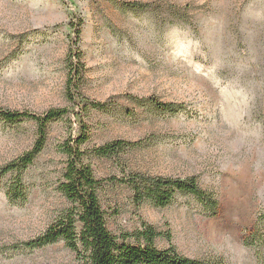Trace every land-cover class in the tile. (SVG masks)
Wrapping results in <instances>:
<instances>
[{
    "label": "rangeland",
    "instance_id": "obj_1",
    "mask_svg": "<svg viewBox=\"0 0 264 264\" xmlns=\"http://www.w3.org/2000/svg\"><path fill=\"white\" fill-rule=\"evenodd\" d=\"M62 1L0 0V109L73 114L48 125L45 148L22 177L23 206L6 200L12 176L0 181V264H74L61 243L33 251L21 244L67 206L58 192L60 147L81 136L87 163L104 181L100 203L112 234L145 222L162 235L160 250L172 244L186 259L264 264V250L244 244L264 211V0ZM129 3L146 8L135 12ZM78 18L84 99L72 105L65 57L68 25ZM85 101L108 110L86 111ZM150 101L182 109L161 113ZM36 129L29 120L0 122V168L33 147ZM116 140L142 144L113 159L91 155ZM134 173L194 177L215 194L219 214L203 216L188 196L164 209L137 207L119 182Z\"/></svg>",
    "mask_w": 264,
    "mask_h": 264
},
{
    "label": "trees",
    "instance_id": "obj_2",
    "mask_svg": "<svg viewBox=\"0 0 264 264\" xmlns=\"http://www.w3.org/2000/svg\"><path fill=\"white\" fill-rule=\"evenodd\" d=\"M124 7L135 12L146 8L139 3L125 4ZM68 26L72 35L65 57V99L75 105V100L84 99L79 91L84 72L79 46L83 24L78 18L71 21ZM85 104L86 111L108 110L107 104L99 101H85ZM150 104L154 110L161 113L173 114L182 109L168 103L150 101ZM68 115L70 113L66 109H51L41 116L0 109V122L13 125L22 120H29L37 128V140L33 147L0 168V181L8 174L12 176L5 187V197L11 206H23L28 200L29 192L23 185L22 177L44 150L48 125ZM84 142V136H81L74 138L71 144L61 145L60 153L65 158V166L58 192L67 206L55 215L41 234L21 244L22 250H39L61 243L73 255L74 264H225L221 258L186 259L172 244L166 249H158L155 240L162 235L145 222L142 223L140 230L133 233H124L120 236L112 234L107 228L106 214L100 203L104 181L95 177L87 163L85 154L80 149ZM141 144L116 140L94 148L91 155L97 159H113ZM119 182L130 191L132 201L137 207L149 205L156 209H164L173 204L176 196H188L203 216L215 218L219 214V202L215 194L203 190L194 177L174 179L134 173ZM110 183H115L114 179H110ZM164 237L168 242L171 239L169 235ZM244 244L264 250V211L258 214L252 229L244 238Z\"/></svg>",
    "mask_w": 264,
    "mask_h": 264
}]
</instances>
